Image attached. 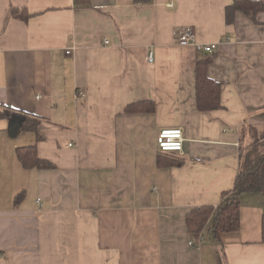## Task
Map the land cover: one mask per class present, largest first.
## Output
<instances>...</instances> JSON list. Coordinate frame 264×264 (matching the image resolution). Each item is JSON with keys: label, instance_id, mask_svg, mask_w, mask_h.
I'll return each instance as SVG.
<instances>
[{"label": "crops", "instance_id": "1", "mask_svg": "<svg viewBox=\"0 0 264 264\" xmlns=\"http://www.w3.org/2000/svg\"><path fill=\"white\" fill-rule=\"evenodd\" d=\"M236 1L0 0V105L40 120L0 119V264H264L262 194L240 196L237 232L210 222L196 239L187 225L233 188L243 129L264 127V9L228 23ZM186 26L217 49L179 45ZM202 60L222 84L207 112ZM143 101L155 109L126 112ZM174 129L183 152L161 153ZM31 146L53 167L25 169L17 151Z\"/></svg>", "mask_w": 264, "mask_h": 264}, {"label": "trees", "instance_id": "2", "mask_svg": "<svg viewBox=\"0 0 264 264\" xmlns=\"http://www.w3.org/2000/svg\"><path fill=\"white\" fill-rule=\"evenodd\" d=\"M140 2H150V0H138ZM264 9V2L241 0L236 1L227 9L228 23L232 21V15L236 12H243L255 19V15ZM13 16L22 17L18 9L12 10ZM27 17V16H26ZM208 61L198 62L196 68V90L197 107L199 111L207 112L220 109L222 84L209 78L207 74ZM155 105L152 102H137L129 105L126 112L153 111ZM20 116L19 129L21 131L37 132L39 119L32 118L21 112L0 105V119H14ZM242 139L247 136L250 139L248 145L240 148V165L233 188L224 193L222 201L217 207L203 206L195 208L187 218V225L193 238H199L203 230L212 222L213 232L216 237L219 234L237 232L241 227L240 220V196L244 193H260L264 196V127L249 126L241 133ZM18 158L25 169H50L52 164L41 160L37 154L36 146L20 148L17 151ZM183 160L170 155L159 157L160 166L181 165ZM22 195L16 198L19 203ZM264 239V221H263Z\"/></svg>", "mask_w": 264, "mask_h": 264}, {"label": "built area", "instance_id": "3", "mask_svg": "<svg viewBox=\"0 0 264 264\" xmlns=\"http://www.w3.org/2000/svg\"><path fill=\"white\" fill-rule=\"evenodd\" d=\"M176 42L181 46H192L198 52L212 54L217 49V44H204L198 41L195 31L192 27H180L175 32ZM108 43V41H105ZM70 54V51H67ZM149 62H153V54L149 55ZM84 96L80 94L77 97ZM184 134L181 129L163 130L157 137V146L161 153L175 154L182 153L184 150ZM193 246V243H191Z\"/></svg>", "mask_w": 264, "mask_h": 264}]
</instances>
